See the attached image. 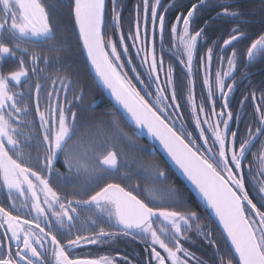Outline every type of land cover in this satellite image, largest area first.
Returning <instances> with one entry per match:
<instances>
[{
	"label": "snow or ice",
	"instance_id": "obj_1",
	"mask_svg": "<svg viewBox=\"0 0 264 264\" xmlns=\"http://www.w3.org/2000/svg\"><path fill=\"white\" fill-rule=\"evenodd\" d=\"M200 2L203 4L204 0ZM112 3L111 22L113 27L118 28L120 15L116 11L115 0ZM70 7L91 65L102 85L110 91L116 103L126 111L133 125L140 130L136 136L146 129L153 138L159 140L171 160L195 185L219 218L230 247L218 256L217 264H264V181L253 185L256 192L253 196L250 194L252 189L246 185L244 171V162L253 141L264 135V113L259 116L261 127H257L255 131L249 128L247 139L238 140L237 133L229 128V121L233 119L232 112L223 111L228 107L227 93L233 90L230 84L226 85L225 77L231 75L235 69L236 52L233 50L232 59L227 61L228 71L216 74L214 88L221 94L224 103L221 111L216 112L213 101L209 114L217 119L213 121L207 116L202 119L200 114L205 112V108L203 103H196L191 79L187 85L174 81L173 70L169 66L161 83L163 57L157 56L155 37L158 31L163 42L166 24L164 15L157 13L160 0H155L151 10L149 0H143V38L139 16L135 34L132 36L133 47L136 46L135 41L142 39L143 47L136 54L139 56L143 52L141 65L146 66V75L137 71L136 66L125 70L121 57L128 53V46L125 45L123 52H120L116 42L106 43L103 31L105 0H73ZM196 11L197 5L194 4L186 17L182 20L177 17L176 24L167 29L170 36L177 37L186 54V60L180 62L187 67L189 76L192 73L198 38L203 32V29L194 33L190 30V21ZM224 13L238 15L228 13L227 7L224 8ZM149 21L153 39L151 48L148 47ZM181 24L182 31L178 34L177 26ZM233 33L223 42L225 47L242 35L236 34V29H233ZM55 39L49 12L42 0H0V66L5 60H14L19 65L18 70L7 75L0 73V186L8 190L9 198L13 192L24 197L19 206L13 201L11 210L0 205V228L5 229L0 237V264H48L49 251L54 264H113V260L106 256L90 259L71 254L70 250L79 248L82 244H97L102 237L114 235L103 228L94 237L73 235L71 229L79 216L77 209L81 205L94 208L101 219L105 215L108 219H114L125 235L147 237L152 245L150 256L156 264H189L192 254L182 246L181 241L188 239L186 233L194 225L201 235L207 231L200 227V217L195 210L187 206L183 211L170 210L155 204L150 206L119 183L103 184L82 201L62 198L50 183L49 178L55 171L53 165L60 155H65L64 162L70 168L75 163L67 151L76 134L77 118V113L72 110V102L67 100V92L72 85L67 77L59 81L65 93L64 103L60 104L57 95L53 104V93H48V106L44 111H40V85H36L35 110L39 114L40 128L43 129V162L39 171L31 162H26L24 147L30 146L32 137L26 136L21 130L24 125L18 124L17 114H26L27 108L19 106L21 102L17 96L20 94L13 92L10 85H19L22 79L26 82L28 69L23 59L25 55L31 60L32 71H36L41 57L38 53L29 51V46H47ZM123 41L124 35L121 34L119 43L123 44ZM108 48L110 51L106 50ZM50 50L55 52L60 49L53 47ZM208 53L210 62L211 49ZM246 56L250 62L257 56H264V35L251 43ZM44 62L47 63L46 58ZM127 63H132L131 58ZM129 72L135 75L130 76ZM137 83L143 87H137ZM203 83L209 86L208 99H211L213 84L207 76ZM232 83H235L234 77ZM185 87L188 88L187 103L191 108L195 129L199 130L198 136H194V131L185 128L184 113L180 111L178 91L182 94ZM83 95L84 90L80 89L74 99L82 100ZM256 110L260 112L261 106L257 105ZM111 122L118 130L120 138L135 147L132 145V137L120 129L119 122L115 118ZM205 124L208 125L207 128L203 127ZM261 160L264 161V154ZM96 162L101 171L110 172L118 169L120 160L114 149H107L96 158ZM36 164H41L39 156ZM142 167L154 172L158 182H167L166 173L155 163L150 162ZM260 175L264 176V170ZM26 193H30V196ZM168 193L174 203H181L178 190L169 188ZM158 221L161 226L154 227ZM65 228L67 231H62ZM57 233L61 238L58 239ZM209 243L215 246L216 242L210 240ZM158 248L166 255H162Z\"/></svg>",
	"mask_w": 264,
	"mask_h": 264
},
{
	"label": "flooded vegetation",
	"instance_id": "obj_2",
	"mask_svg": "<svg viewBox=\"0 0 264 264\" xmlns=\"http://www.w3.org/2000/svg\"><path fill=\"white\" fill-rule=\"evenodd\" d=\"M42 2L45 4L49 16H52L53 19L57 14L59 16V13L63 14L65 5L70 4L68 0H42ZM151 7L152 5H149V10H151ZM178 8V0H172V3L167 5L162 4V0H160V8L157 9L158 15H164L166 24L163 42H161L158 31L155 37L157 56L158 58L163 57V69L160 70L161 83L165 79L169 66L173 70L174 81L183 82L184 85H187L189 79H191L196 103L197 105L203 103L205 108V112L200 114L201 118L204 119L207 116L214 121L217 117L209 114L213 101L215 102L216 112L221 111V106L224 103L221 99V94L214 88L216 74L217 72L223 74L228 71L227 61L232 59V51L234 50L237 54L234 58L235 69L231 75L225 77L226 85L230 84L233 90L231 93H227L228 107L223 109V111L225 113L228 111L232 112L233 119L229 121V128L237 133L238 140L247 139V130L249 128L255 131L257 127H261L259 116L264 113V56L256 58L250 66V61L246 56V64H244L241 19H233L232 21L225 18L211 21L191 20L190 30L194 33L203 29V32L201 37L198 38L196 55L193 58L192 73L189 76L187 67L180 62L181 60H186V54L178 43L177 37L170 36L167 30L170 26L176 24L177 17L182 20L187 16V13L185 15L179 13ZM162 9H166V11H162ZM190 9L188 8L186 12ZM50 22L56 34V39L50 41L47 46H29V51L36 52L41 57V60L37 62L36 71H32L31 60L25 55L23 59L25 67L28 69L26 82L22 79L19 85H10L13 92L20 94L17 96V99L21 102L19 106H26L27 108L26 114L24 112L17 114L18 124L24 125L21 130L26 136L32 137L29 141L30 146L24 147L26 162H31L38 171L42 167L43 162V144L41 143L43 129L40 128L39 114L35 110L37 103L36 85H40L39 105L40 111H44L48 106V93H53V104H55L57 95L59 96L60 104L64 103L65 93L62 91L63 86L59 81L67 77L72 81V85L67 92V100L72 102V110L77 113L76 134L69 143L67 151L70 152V158L74 159L75 163L70 168L64 162L65 155H60L53 165L55 171L49 178L50 183L61 194L62 198L67 197L68 199L82 201L103 184L119 183L127 191H131L133 195H136L138 199L149 203L150 206L155 204L170 210L181 211L185 210V206H187V208L195 210L196 206L189 197L188 193L190 192L186 186L181 180L183 187L180 185L175 173L173 172L176 177L169 171L171 168L168 165L169 169L165 167L160 154L157 151H153V148L147 142L149 146L137 143L138 152L137 158L136 155L134 158L135 164H132L130 160L127 161V143L120 138L118 131L116 132V128L111 122L115 118L119 122L120 129L127 133V127L120 122L117 116L119 112L116 111L110 102L99 98L98 90L91 83L85 69L81 66L82 63L78 54H73L74 46L72 44L68 45V37L61 34L65 33V30L60 29L62 31L60 32L56 29L59 28L57 25L63 21L50 18ZM134 24L136 25L137 22ZM217 24L221 27V30H223L224 25H229V29L223 30L224 34L214 32L213 30H215V25ZM234 24L236 25L234 26ZM148 28V47L151 48L153 39L150 21ZM177 28L179 34L182 31V24L178 25ZM233 29L237 30L236 34L242 33V35H239L237 40L225 47L223 42L234 34ZM143 32L144 21L141 22L142 38ZM138 43L139 45L136 46L137 50L127 54V61L129 58L132 60L131 64L127 63V70L136 66L137 71L145 73L146 66L141 65L143 52L139 56L136 54L143 47L142 39L138 40ZM53 47L60 50L51 51L50 49ZM209 49H211L210 62L208 61ZM45 58L47 63L44 62ZM18 68L19 65L14 60H5L3 65L0 66V73L7 75L12 71L18 70ZM129 75L134 76L135 74L129 72ZM206 76L210 83L213 84L211 99H208L209 86L203 83ZM233 77L235 79L234 84L232 83ZM134 83H136L135 80ZM137 87L142 88L143 86L137 83ZM80 89L84 90L83 99L75 100L74 96L78 95ZM253 93L255 94L254 98ZM187 95V87L183 89L182 94L178 91V102L181 105L180 111L184 113L185 128L188 131H194V136H198L199 130L195 129L191 108L187 103ZM257 105L261 106L260 112L256 110ZM203 127L207 128L208 125L205 124ZM208 135L210 136L211 133L209 132ZM200 142L202 143V141ZM107 149H114L120 160L118 169L110 172L101 171L100 166L96 162V158ZM262 154H264V135L258 136L253 141V146L250 147L249 154H247L244 162L246 185L252 189L250 194L253 196L256 195L253 185H258L259 182L264 181V176L260 175L261 171L264 170V161L261 160ZM37 156L40 157L41 161L39 165L36 164ZM150 162L155 163L164 170L167 178L166 183L158 182L155 179L154 172L142 167V165ZM169 188L178 190L181 203H174L170 199ZM26 195L30 196V193H26ZM23 199L24 197H19L15 192L9 198L8 190L0 186V205L6 209L11 210L13 201L19 206ZM77 211L79 216L75 219L71 229L73 235L81 234L94 237L101 228L106 232L114 233V235L102 237L100 243L82 244L81 247L70 250L73 256L90 259L106 256L113 260V264H156L155 260L150 256L152 245L147 237L135 234L125 235L114 219H108L106 215L101 219L100 214L87 205H81ZM92 221H96V223H92ZM199 223L201 228L207 230L206 233L204 235L199 234L194 225L193 229L186 233L188 239L181 241L182 246L192 254L193 258L189 260V264H199L201 261L203 264H217L218 256L227 249L217 231L214 228H210V224L202 219H200ZM159 226L161 224L158 221L154 227ZM4 231L5 229L0 228V237L3 236ZM62 231L66 232L67 229L65 228ZM57 237L58 239L61 238L59 233H57ZM210 240L216 242L215 246L209 243ZM12 243L13 245L15 244L14 241ZM217 249H220V251L218 252ZM158 250L161 251L162 255H166L163 250L159 248ZM47 256L48 264H54L50 251Z\"/></svg>",
	"mask_w": 264,
	"mask_h": 264
},
{
	"label": "trees",
	"instance_id": "obj_3",
	"mask_svg": "<svg viewBox=\"0 0 264 264\" xmlns=\"http://www.w3.org/2000/svg\"><path fill=\"white\" fill-rule=\"evenodd\" d=\"M69 1V5H65L63 9V14L59 13L54 17L55 20H61L63 21L61 24L59 23L56 28L58 31L62 32L60 29L65 30V33H61L68 37L67 44H72L74 46L73 54L77 53L78 57L81 60L82 67L85 69L86 74L91 80V83L95 85V88L98 90L99 98L101 100H104L106 102H109L102 91L98 88L97 84L95 83L93 77L90 75L87 64L84 58V55L82 53V49L76 34V30L74 27V19H73V12L70 5L72 4L71 0ZM149 3H155V0H149ZM172 0H162V4H171ZM116 4V11L120 15L121 24L123 25L126 20L127 23H136L138 18V13L142 8H140V5H143V0H115ZM179 8L178 12L181 14H186L188 8H191L192 5H197V11L194 13L192 20H201V21H211V20H221L223 18L230 19L231 21L241 19L242 23V30H243V62L246 64V51L250 47L251 43L254 42L256 39H258L261 35H264V3L262 0H204V3L201 4L200 0H178ZM227 7L228 13H238L237 16L227 15L224 13V8ZM112 8L113 3L112 0H105V28L103 31L105 32V41L106 43L110 41L108 38V33L117 32L120 29V23L119 27L116 29L111 30L112 22H111V16H112ZM143 11V10H142ZM227 15V16H223ZM52 20L53 17L50 16ZM141 18L139 17V20ZM126 23V24H127ZM141 23V22H140ZM236 24H234L235 26ZM130 24H127L123 26V35L124 39L126 34L128 33ZM229 29V25H224L223 30ZM221 30V27L215 25L214 32H218L220 34H224V31ZM208 34L207 32H205ZM120 36H118L119 41ZM125 43V41L123 42ZM123 47H121V51L123 52ZM110 51V48L106 49ZM123 57H125V54L121 57V62H123ZM260 56H257L258 58ZM254 61V60H253ZM253 61L250 62L249 66L253 63ZM112 107V106H111ZM120 122L124 124L125 127H127V133L129 136L132 137V145H135V147L130 146L129 143H127V161L130 160L132 164H135L134 158L136 155L137 158V143L138 144H144L148 145L144 139H142L140 136H136V132L125 122L123 117L118 113L117 114ZM118 130L116 129V132ZM149 146V145H148ZM118 147V145H117ZM136 160V159H135ZM163 164L165 167H167V164L162 159ZM168 168V167H167ZM169 169V168H168ZM169 171L174 175L173 171L169 169ZM175 176V175H174ZM176 177V176H175ZM180 185L183 187V184L181 183L180 179L176 177ZM189 197L194 202L198 216L200 219L204 220L206 223L210 224V228H214L215 231H217L221 241L224 243L226 249H228V245L226 244L222 234L220 233L219 229L217 228L216 224L212 220V218L209 216V214L204 210V208L201 206V204L196 200V198L191 194L188 193Z\"/></svg>",
	"mask_w": 264,
	"mask_h": 264
},
{
	"label": "water",
	"instance_id": "obj_4",
	"mask_svg": "<svg viewBox=\"0 0 264 264\" xmlns=\"http://www.w3.org/2000/svg\"><path fill=\"white\" fill-rule=\"evenodd\" d=\"M73 1V0H72ZM262 2L264 3V0H262ZM74 19V16H73ZM74 25H75V29H76V33L79 39V43L82 49V52L84 54V58L87 62V66L88 69L95 81V83L97 84V86L99 87V89L103 92L104 96L106 97V99L114 106V108L116 109L117 112H119L121 114V116L123 117V119L126 121V123L137 133L140 130L137 129L132 121L130 120V118L128 117V114L126 113V111L119 106L116 101L115 98L111 95L110 91L105 88L102 83L100 82L99 77L97 76L93 66L91 65V62L89 60V58L87 57V52L86 50L83 48V42H82V38L80 37L79 34V28L78 25H76L75 20H74ZM141 138H143L152 148L153 151H157L160 156L162 157V159L165 161V163L171 168V170L175 173V175L183 182V184L186 186L187 190L196 198V200L201 204V206L205 209V211L209 214V216L212 218V220L214 221V223L216 224V226L218 227V229L220 230L221 234L223 235L225 241H226V233L224 232L223 229V225L220 223L219 218L215 215L214 211L208 206L206 200L202 197V195L200 194V192L198 191V189L195 187V185H193L191 183V181H189L187 179V177L184 175V173L182 172L181 169L178 168L177 165H175V163L171 160V158L169 157L167 151L164 149V147L160 144L159 140L153 138L148 132L147 130H143V132L139 135ZM228 247H230V242H227Z\"/></svg>",
	"mask_w": 264,
	"mask_h": 264
},
{
	"label": "rangeland",
	"instance_id": "obj_5",
	"mask_svg": "<svg viewBox=\"0 0 264 264\" xmlns=\"http://www.w3.org/2000/svg\"><path fill=\"white\" fill-rule=\"evenodd\" d=\"M154 3H149V5H153ZM140 8H142V10H143V5H140ZM142 10H140L139 11V13H138V16L141 18L140 19V22H143L144 21V19H143V16H144V13H143V11ZM127 23V20H126V22L122 25L121 24V19H120V29L117 31V32H113V33H108V34H110V36L108 35V38L110 39V41H112V42H116L117 43V45H118V51H120V52H122L121 51V47L122 46H128V53L129 52H133V51H136L137 49H136V46H138L139 45V43H138V41H135V47H133V43H134V41H133V39H132V36H134V34H135V31H136V25L133 23V24H131L130 22L129 23H127V24H130V26H129V30H128V33L126 34V36H125V39H124V41H125V43H123V44H120L119 43V41H118V36H120L121 34H123V30H122V28H123V26H125V25H127L126 24ZM113 29H116V27H111V30H113ZM123 41V42H124ZM247 52V51H246ZM245 52V53H246ZM127 53V54H128ZM127 54H125V57L126 58H124L123 57V62L125 63V70H127ZM246 55V54H245Z\"/></svg>",
	"mask_w": 264,
	"mask_h": 264
}]
</instances>
